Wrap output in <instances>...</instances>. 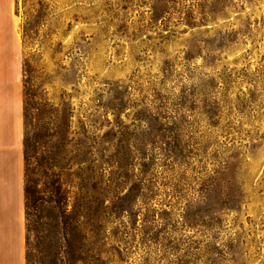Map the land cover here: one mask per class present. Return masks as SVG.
I'll return each instance as SVG.
<instances>
[{"label":"rangeland","instance_id":"1","mask_svg":"<svg viewBox=\"0 0 264 264\" xmlns=\"http://www.w3.org/2000/svg\"><path fill=\"white\" fill-rule=\"evenodd\" d=\"M0 50L29 179L124 197L96 264H264V0H0Z\"/></svg>","mask_w":264,"mask_h":264},{"label":"trees","instance_id":"2","mask_svg":"<svg viewBox=\"0 0 264 264\" xmlns=\"http://www.w3.org/2000/svg\"><path fill=\"white\" fill-rule=\"evenodd\" d=\"M30 149V140L24 134L25 264L101 263V252L90 248L89 240L103 226L105 210H109V215L123 210L117 202L124 197L102 194L104 173L94 164L95 160L85 184L76 187L85 192L73 194L64 178L70 175L71 165L64 164L56 173L41 157L37 163L43 183L38 189L37 183L29 179V174H33L28 168ZM29 234L33 236L32 244Z\"/></svg>","mask_w":264,"mask_h":264},{"label":"crops","instance_id":"3","mask_svg":"<svg viewBox=\"0 0 264 264\" xmlns=\"http://www.w3.org/2000/svg\"><path fill=\"white\" fill-rule=\"evenodd\" d=\"M23 125L21 99L0 86V264H25Z\"/></svg>","mask_w":264,"mask_h":264}]
</instances>
